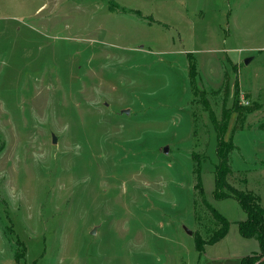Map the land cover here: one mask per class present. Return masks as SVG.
Here are the masks:
<instances>
[{
	"label": "rangeland",
	"instance_id": "1",
	"mask_svg": "<svg viewBox=\"0 0 264 264\" xmlns=\"http://www.w3.org/2000/svg\"><path fill=\"white\" fill-rule=\"evenodd\" d=\"M224 131L264 198V0H0V264H213Z\"/></svg>",
	"mask_w": 264,
	"mask_h": 264
},
{
	"label": "trees",
	"instance_id": "2",
	"mask_svg": "<svg viewBox=\"0 0 264 264\" xmlns=\"http://www.w3.org/2000/svg\"><path fill=\"white\" fill-rule=\"evenodd\" d=\"M191 71V83H194L195 79V65L190 66ZM252 109L245 108L243 113H250ZM227 122L223 126V130L228 125ZM236 130H240L235 128ZM225 131L218 134L217 143V155L219 158V164L216 166V179H215V191L214 198L217 200L234 199L236 200L243 211L245 212L247 219L239 222V233L245 239H256L259 242L260 254L243 258L240 264H264L262 258H264V205L261 198L253 191L247 189H237L230 181L233 178V170L230 165V155L234 150L233 143L227 142L224 139ZM199 166L195 170V173L200 179ZM201 181V180H200ZM200 193L203 194V190L200 189ZM210 212L217 223L218 230L215 232L210 243L204 244L200 238H196V248L198 252L202 253L206 245L215 244L223 239L230 228L228 220L213 209L209 204ZM24 253L26 255L25 246H23ZM24 255V256H25ZM18 255H16L17 257ZM19 258V256L17 257ZM16 258V259H17Z\"/></svg>",
	"mask_w": 264,
	"mask_h": 264
},
{
	"label": "crops",
	"instance_id": "3",
	"mask_svg": "<svg viewBox=\"0 0 264 264\" xmlns=\"http://www.w3.org/2000/svg\"><path fill=\"white\" fill-rule=\"evenodd\" d=\"M263 175L264 174H261V176ZM263 181L264 179H262V181L260 180L259 183ZM247 190L253 191L257 194L261 198L264 205V198L259 192L255 191L253 188H247ZM246 219L247 216L245 212H240L239 221L236 223L237 226L239 222L245 221ZM205 252L206 251H204V253ZM258 254H260L259 242L256 239H245L241 235H233L230 223L227 235L217 243L213 244V255L207 257L213 264H240L243 258Z\"/></svg>",
	"mask_w": 264,
	"mask_h": 264
},
{
	"label": "water",
	"instance_id": "4",
	"mask_svg": "<svg viewBox=\"0 0 264 264\" xmlns=\"http://www.w3.org/2000/svg\"><path fill=\"white\" fill-rule=\"evenodd\" d=\"M247 63H248V61H247ZM121 114L129 115L130 114V110H124V111L121 112ZM56 142H57V138L56 137H53V144H56ZM163 152H164V154H168L169 153V148L168 147H165L163 149ZM187 232H188V234L192 235V232H190V231H187ZM261 261L263 262L264 261V258H262ZM257 264H259V263H257Z\"/></svg>",
	"mask_w": 264,
	"mask_h": 264
}]
</instances>
